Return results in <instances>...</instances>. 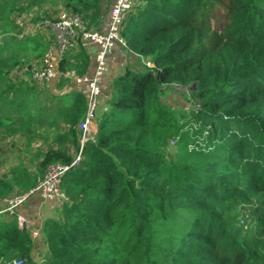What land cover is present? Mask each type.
Here are the masks:
<instances>
[{
  "label": "trees",
  "instance_id": "16d2710c",
  "mask_svg": "<svg viewBox=\"0 0 264 264\" xmlns=\"http://www.w3.org/2000/svg\"><path fill=\"white\" fill-rule=\"evenodd\" d=\"M60 2L88 28L104 13L101 0ZM43 33L20 39L26 61L10 57L0 69L42 55ZM120 35L126 64L101 85L94 140L62 176L67 200L33 237L1 214L0 264L12 256L22 264H264V0H139ZM93 64L78 42L56 66L81 76ZM175 86L189 87L180 119L162 100ZM48 87L40 120L53 117L41 137L53 127L56 146L35 151V172L13 170L18 189L0 176L1 197L30 190L48 163H69L79 150L85 85L64 77ZM30 118L0 116V126L18 123L26 151Z\"/></svg>",
  "mask_w": 264,
  "mask_h": 264
},
{
  "label": "built area",
  "instance_id": "2783aa9c",
  "mask_svg": "<svg viewBox=\"0 0 264 264\" xmlns=\"http://www.w3.org/2000/svg\"><path fill=\"white\" fill-rule=\"evenodd\" d=\"M139 0H112L107 10L106 26L98 28H88L85 21L77 13L66 11L60 8L48 15L32 18L18 13L11 17L16 35L19 39L36 33L45 32L48 29L52 34V44L45 52L32 58L29 62L17 66L13 70V75L18 80H28L37 84L50 80L59 81L64 77H71L77 84H84L86 91V112L80 121L79 130V150L69 163L51 162L48 163L41 175L36 176L35 184L26 192L12 194L8 197H0V215L8 214L16 219L20 226H27L25 216L19 211V206L28 198L30 194L38 195L42 200L54 202L56 206H61L67 195L61 188V181L64 172L79 160V151L86 141H93L95 131L90 128L95 115L97 101L101 93V82L104 75L107 56L115 46H119L120 54H124L123 46L125 41L120 35L122 20L133 4ZM82 45L91 43L94 45L93 69L88 75H75L70 70L59 71L56 63L63 57L66 50L74 48L77 43ZM146 66H151V62L143 60ZM32 237L37 231L33 232ZM21 258H14L5 264H22Z\"/></svg>",
  "mask_w": 264,
  "mask_h": 264
},
{
  "label": "rangeland",
  "instance_id": "374dc122",
  "mask_svg": "<svg viewBox=\"0 0 264 264\" xmlns=\"http://www.w3.org/2000/svg\"><path fill=\"white\" fill-rule=\"evenodd\" d=\"M62 7L60 0H0V60H2L0 61V66L3 63H8L6 61L7 58L14 57L20 62L26 61L23 57L28 55L27 47L23 45V41L16 35L15 28L11 21L13 14L18 13L20 15L36 18L46 15L48 12L57 11ZM209 24L217 29L221 24V19H219V16H215L209 20ZM44 33H47L51 40L53 39L48 29H46ZM133 64L135 65V61ZM13 70L14 68L12 71ZM45 84L44 82L40 83L39 85H42V87L38 88V84L29 82L28 80H18V78L13 75V72L10 73V70L5 71V68L0 69V116L7 115L12 118H19L26 115L25 112L28 109L27 107L40 109L42 104H46L49 93V87ZM175 87L176 88H170L168 93L163 94L162 100L172 105L175 110H178L176 115L180 119V108L183 110L187 108L186 95L180 92L187 91L189 87ZM44 117V122H41L42 120L39 122L41 125L47 124V122L52 119L53 115L45 114ZM17 125L18 123L9 122V125L6 127L0 126V155L5 162H12L13 159L16 158L14 154L16 153L17 155L20 151L19 146L22 143H20V139L18 138L19 132L14 130V127ZM12 194L13 193H9L2 197H8ZM58 209L59 208H49L50 211L44 214H46V216L56 215ZM46 216H41V221ZM33 232H35V230ZM31 235H33L32 232ZM35 235H37V233ZM41 253V249L39 247L36 248V260L41 258ZM14 258L16 257L12 256L10 259Z\"/></svg>",
  "mask_w": 264,
  "mask_h": 264
},
{
  "label": "crops",
  "instance_id": "0c3cea01",
  "mask_svg": "<svg viewBox=\"0 0 264 264\" xmlns=\"http://www.w3.org/2000/svg\"><path fill=\"white\" fill-rule=\"evenodd\" d=\"M112 0H101V6L104 13L102 14L100 20L98 21V28H104L106 26V20H107V10ZM43 40L48 44V47L52 44L51 38L47 35V33H43ZM84 48L87 51L90 63H94L93 60V52H94V45L91 43H87L83 45ZM126 56L124 54H120L119 52V46H115L111 53L107 56L106 59V66L104 70V75L102 78L101 85H103L104 89L106 87V82L110 80L113 76L117 75L122 71L123 66L126 64L125 58ZM49 82V81H48ZM48 82H45L48 86ZM37 84V83H36ZM73 88L76 90H79L81 87L80 85L73 84ZM42 87V85L38 84V88ZM62 90V89H60ZM66 91V90H65ZM101 97V96H100ZM26 110V116L29 114L31 117L30 119V128L31 131L34 132V138L30 143V149L26 151L23 148V144L25 142V138L22 135H18V138L20 139V143H22L19 146V152L16 155V158L13 159L12 162H5L0 155V176H5V179L11 180L13 182L14 189H18V185L14 183V179L16 175L13 173V170L16 169L18 171V167L24 168L26 171H29L31 173L35 172L36 165L39 162V158L32 159L33 154L38 149L40 151L44 150L48 144H52V146H56L54 143H52V137L51 133L52 131H56L53 127L49 128L50 133L46 135V138H43L41 136H44V129L42 128L43 125H41L39 122L42 119V111L38 108L34 107H27ZM90 128L93 131H96V125L94 122L90 124ZM63 129V125L59 122L58 124V131H61ZM66 147L69 149V151H72L71 145L67 142L65 143ZM14 156V157H15ZM12 159V157H11ZM1 197V196H0ZM49 208H57L54 202L49 200H42L38 195L30 194L28 198L19 206L18 211L25 216L27 221V226L29 228H32V231L39 230L40 222H41V216H46V214L49 212ZM43 214V215H42ZM4 215H0V217H3Z\"/></svg>",
  "mask_w": 264,
  "mask_h": 264
}]
</instances>
